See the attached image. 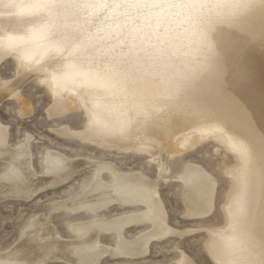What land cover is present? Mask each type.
<instances>
[{"label":"bare ground","instance_id":"obj_1","mask_svg":"<svg viewBox=\"0 0 264 264\" xmlns=\"http://www.w3.org/2000/svg\"><path fill=\"white\" fill-rule=\"evenodd\" d=\"M0 11L6 12L0 13V62L13 55L17 72L24 68L29 71L23 72L17 82L43 73L39 82L47 85L54 101L47 115L71 109L70 105L61 107L63 95L72 102V96H76L87 109L90 123L83 132L67 128L60 135L78 137L104 150L146 152L148 162L157 163L160 175L169 157L186 152L202 140L189 144L187 133L176 139L185 123L172 117L180 113L197 115L210 132L213 129L214 139L228 145L241 166L229 172L235 191L224 208L226 224L211 231L206 251L216 264H264V167L257 151L258 145L264 147V0H0ZM242 26L249 34V28L255 29L252 36L261 39L254 38L249 61L239 70L244 79L234 87L230 82L220 92L216 80L209 82L208 78H219L218 59L227 50L229 37L238 34ZM234 65L233 61L225 67L233 70ZM228 75L236 77L234 73ZM2 83L0 80L1 98L13 95L24 105L28 103L16 95L18 92L5 91ZM219 86L224 87L223 83ZM226 99L234 102L229 104ZM160 120L168 123L162 142L178 145L179 149L159 156L144 143L135 146L133 142L142 137H158L153 127ZM151 127L152 134H145ZM7 128L0 122V155L8 146ZM127 139L132 140L130 145L112 143H125ZM28 143L29 137L24 143L13 144L11 160L2 165L0 184H8L10 190L20 189L28 178L38 181L51 174L57 181H65L91 165L90 182L83 190L69 201L50 206V210L62 209L68 215L80 212L89 217L72 220L68 225L72 235L66 237L54 230L51 218L32 216L16 239L3 248L0 264H44L47 259L97 264L106 254L138 259L122 264H143L153 239L176 232L167 224L158 192L142 171L122 172L113 162H106L107 174L102 175L96 164L100 161L68 158L48 150L38 172L33 170ZM15 162L25 164L24 169ZM56 165L60 167L53 169ZM178 179L187 212L205 216L213 207L215 179L202 166L191 163ZM43 183L36 187L30 184L32 193ZM2 185L0 188H4ZM109 186L108 202L133 204L114 218L97 211L109 203L87 202L107 193ZM132 217L147 224L135 237L125 233ZM106 232L112 235L111 243L101 241ZM178 252V258L169 264H193L185 260L183 250Z\"/></svg>","mask_w":264,"mask_h":264},{"label":"rangeland","instance_id":"obj_2","mask_svg":"<svg viewBox=\"0 0 264 264\" xmlns=\"http://www.w3.org/2000/svg\"><path fill=\"white\" fill-rule=\"evenodd\" d=\"M0 13L6 12L0 11ZM242 27L243 28L238 34L229 37V48L227 47V50H225L223 55L218 59L221 69L219 68V71H216L219 73L220 79L218 76L214 77V75L208 78L209 82L211 80H216L215 82L218 83L216 88H218L217 90L220 92H224L226 89L225 86L230 82L233 84L231 87H234L236 86L235 82H238L239 79H244L239 70L249 61V51L254 45L252 42L256 41V38H258V40L261 39V37L252 36V32H254L255 29L249 28L251 32V34H249L248 31H246V28H244L245 26ZM258 28L261 29L262 26H258ZM9 56L0 62V80L3 82L2 84L5 91L12 90L11 92H18L16 95L20 94L28 103L24 105L20 98L18 99V97H14L13 95L12 97L11 95L2 98L0 97V122L8 127L7 139L9 141L8 146L6 147L8 151L4 149V152L0 155V172L3 173L4 171V164H6L5 161L9 159L11 160V155L14 153L11 149L12 146H14L13 144L20 142L24 143L27 137H29L28 145L30 147V158L34 171L39 172L41 170V160L48 150H53L64 156L66 155L68 158L80 157L100 161V163L96 164L100 165L99 169L102 175L107 174L105 167L107 165L106 162H113L122 172L128 171L135 173L140 170V172L142 171L143 174L147 176L146 180H149L151 185L157 190L160 200L163 203L167 224L172 229L176 230L175 233H167V235L153 239L149 243L148 250L145 254L146 257L144 258L145 262L143 264H169L178 258L180 254L178 252L179 249L183 250L185 253V260L193 262V264H216L214 263V260L211 259L212 257L210 258V253L207 252L208 249L206 247L212 239L213 234L211 235V231L213 232L218 228H222L226 224L224 208L235 191V183L230 177L229 172L234 171L236 166H238L236 168H239L241 163H239L240 160L236 153H234L228 145L214 139L212 135L215 131L210 129V132L207 124H205V122H200L197 115L180 113L172 117L173 119H178L180 122L185 123L180 126V130L177 131V134L175 135L176 139L187 133L189 144L194 143V141L199 138H202V140L198 143H194V145L187 149L186 152L184 151L181 154L169 157L170 159L168 158L164 162L165 169L160 175H158L159 167L156 166L157 163L154 161L151 163L148 162L150 156L146 152H142L141 154L133 153L130 150L128 152H120L115 150V148L112 150H104L87 142L84 143L78 137L69 134L60 135L67 128L72 132H83L84 127L90 123L86 107L76 96H69H72L74 99V102H72L68 99L67 95H63L61 107L70 105L71 109L60 113V115H47L48 110H50L54 101L47 85L39 82L43 79V73H35L28 79H23L18 83L17 81H19V78L25 74L23 72L26 70L27 72L29 71L24 68V71L20 70L22 74L17 72V61L13 55ZM233 61L236 63L233 70L229 69V67H225L226 65H229V63L232 64ZM233 73L236 76L235 79H232L231 75H228ZM224 74L227 75L225 78L222 77ZM222 83L225 88L219 86V84ZM6 85H9V87ZM213 88L214 86H212V88L210 87L209 90H212ZM226 102L232 104L234 101L226 99ZM77 105L80 106L78 107ZM181 114L182 116H180ZM259 117L260 116H258V119ZM255 118L257 119V116ZM167 126L168 123L166 121L160 120L158 121V124L153 127L154 133H157V138L146 136V138L142 137L143 139L141 138L133 143H135V146L137 145V147H141L139 144L144 143L145 147H149L148 150L153 151V153H156L159 156L166 154L167 152H175L179 149L178 145H165L164 142H162L166 135L165 133L167 132ZM262 128H264V126ZM153 131L151 127L150 129H147V131H144V133H148L149 135L152 134ZM228 131L232 132L231 128H228ZM262 132H264V129H262ZM130 140L131 139L125 140V143H123L124 141L112 143L130 145V142H132V140ZM138 141L139 143H137ZM157 141L160 143H157ZM174 143L177 144V140L174 141ZM257 151L263 157L260 165L264 167V147H259L258 145ZM189 162L194 165L202 166L216 182L213 193V207H211L210 211L205 216H202L203 218H199L198 216L187 212L186 204L183 203L182 183L179 181L178 177L184 172V168L190 164ZM15 163L22 168L25 166L22 162ZM58 167L60 166H53V169H57ZM91 168V165L89 167H84L75 172L73 176L65 181H57L53 174L45 176L42 180L38 181L28 178V180L22 182V187H20V189L14 188L10 190V188L7 187L8 184L1 183L0 185L4 184L2 185L4 188H0V253H2L3 248L9 246L16 239L28 219L36 215L41 216L43 219L51 218L52 222L55 224L51 223L54 230L58 229L61 234L66 237L71 236L72 233L68 229L69 223L76 219H86L89 215L80 212L75 215H68L63 212L62 209L54 208L53 210H50V206L63 201H69L78 195L83 190L84 186L90 182ZM24 172H27V170L25 169ZM42 182L44 183L42 184L43 186L41 189L32 193V185L30 184L35 186ZM22 188H24V190ZM111 188L112 186L107 187V193L97 194L91 197L87 202L88 204L99 202L101 205L109 203L104 208H99L97 211H103L100 215L112 214L111 217L114 218L119 216V212L132 207L133 204L125 203L120 205L117 204L116 201L108 202V192ZM80 211L83 210L80 209ZM146 226L147 224H145L142 219L132 217L129 219V224L125 226V233L127 235L134 234L133 237H135L140 234L137 230ZM149 228H151V226ZM106 233L101 236V241L111 243L113 241L112 235L109 232ZM121 257L124 256L106 254V256L104 255L97 264H122L138 260ZM44 264L66 263L61 259H47Z\"/></svg>","mask_w":264,"mask_h":264}]
</instances>
